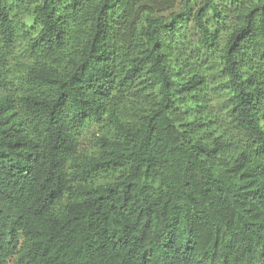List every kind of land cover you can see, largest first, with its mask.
Wrapping results in <instances>:
<instances>
[{"label":"trees","instance_id":"16d2710c","mask_svg":"<svg viewBox=\"0 0 264 264\" xmlns=\"http://www.w3.org/2000/svg\"><path fill=\"white\" fill-rule=\"evenodd\" d=\"M0 264H264V0H0Z\"/></svg>","mask_w":264,"mask_h":264},{"label":"rangeland","instance_id":"374dc122","mask_svg":"<svg viewBox=\"0 0 264 264\" xmlns=\"http://www.w3.org/2000/svg\"><path fill=\"white\" fill-rule=\"evenodd\" d=\"M220 5H228V0H214ZM211 13V10L208 8L207 14ZM195 37L193 35V29H191L187 34H186V39H185V46L191 51L193 50V45H194ZM219 109H223L224 105H218Z\"/></svg>","mask_w":264,"mask_h":264}]
</instances>
